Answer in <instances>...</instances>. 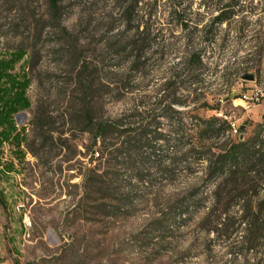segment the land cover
<instances>
[{
    "label": "rangeland",
    "instance_id": "374dc122",
    "mask_svg": "<svg viewBox=\"0 0 264 264\" xmlns=\"http://www.w3.org/2000/svg\"><path fill=\"white\" fill-rule=\"evenodd\" d=\"M232 5L230 20L213 26ZM17 51L31 107L14 118L21 149L7 144L0 155V264H264V246L247 253L244 225L230 222L247 211L227 207L252 203L256 213L263 187L235 199L228 175L214 179L199 156L167 160L189 150L196 118L229 125L216 155L264 123V0H0V54ZM196 52L202 65L190 59ZM169 83L161 109L178 100L180 115L151 118L165 163L137 176L112 169L86 110L95 124L131 113L146 124ZM229 123L244 131L231 137Z\"/></svg>",
    "mask_w": 264,
    "mask_h": 264
},
{
    "label": "trees",
    "instance_id": "16d2710c",
    "mask_svg": "<svg viewBox=\"0 0 264 264\" xmlns=\"http://www.w3.org/2000/svg\"><path fill=\"white\" fill-rule=\"evenodd\" d=\"M231 7L233 5L228 6L225 12H221L220 15L215 17L212 25L220 26L229 21L231 16L234 15L233 11L230 10ZM170 15L179 18L182 29H188L189 22L183 20L184 17L180 13L175 11L170 13ZM143 50L144 48H141V51ZM24 55L23 52L18 51L8 56H1L0 54V155L3 154L2 149L5 145L13 146L19 151L24 141L22 131L18 130L14 120L16 115L29 110L31 107L30 100L27 97L30 81L24 74L14 73L15 66L23 60ZM201 57L202 55L197 52L190 55L192 63H198L199 65H202ZM186 75L185 71H182L173 79L176 81V79L187 77ZM191 85L195 86V83H191ZM173 87L174 84L172 83L166 84L159 91V94L164 93L165 96L169 89ZM176 94L177 92L174 93V95ZM166 98L165 96L163 99H159V103L156 102L150 110H147L148 121L146 124L139 122L143 114L133 113L126 117L125 120L95 124L91 112L88 109L86 110V119L89 125L94 127V144L101 146L106 162L112 165V169L122 168L127 174H136V172L147 174L165 163L161 157V147L158 145V141L162 136L158 134L157 126L151 118L152 114L158 110L167 113L169 116L180 115L179 112L174 110L176 106L180 105L178 100L170 101L169 107L161 109ZM212 110L219 111L217 108H212ZM192 127L195 130L196 137H191L189 140V150L179 160L167 158V160L171 161L169 167L175 166L179 161H183L187 157L194 158V156H199L194 159V163L200 164L206 161L210 176L214 179H220V176L228 175L226 185L228 187L230 185V187L235 188L234 191L238 192L233 198L238 199L246 191H256L261 186L264 190V123L255 127L254 136L249 140L240 143L225 141L221 148V155L213 153L214 149L220 152V146H215L217 143L214 142L220 141L221 134L229 128L226 122H223L220 126V119L218 118H213L209 121L196 118L192 122ZM185 131H187V128L180 122L176 126L175 132L179 139L176 140L178 143L185 139L184 137L181 138ZM113 140L122 141V143L118 146ZM209 141L212 144L207 149L208 152H200L206 149L205 142ZM184 146L182 144L178 150L181 151ZM180 151L179 153H181ZM170 154L173 153L171 152ZM96 156L99 158L101 155L96 153ZM12 167V165H7L6 169L9 170ZM119 175H114L116 181L120 179ZM134 176H137V174ZM141 181L144 182L142 179ZM227 205L228 208L236 206L247 211V215L241 212L242 216L240 218L230 220L238 228L244 225L248 237H242V240L248 247L247 253L255 252L256 249L264 246V200L258 202L256 213H252V203L251 205L248 203L247 208L242 206L241 202H227ZM165 224L160 226V230H166ZM233 231L228 233V235H235L239 229Z\"/></svg>",
    "mask_w": 264,
    "mask_h": 264
},
{
    "label": "built area",
    "instance_id": "2783aa9c",
    "mask_svg": "<svg viewBox=\"0 0 264 264\" xmlns=\"http://www.w3.org/2000/svg\"><path fill=\"white\" fill-rule=\"evenodd\" d=\"M255 100H256V102H258L259 101V98H257V96H256V98H255ZM219 117L221 118V119H224L225 121H228V118L227 117H225L222 113L219 115ZM230 124V136L231 137H237V136H239V133L241 132V128H240V126H236V124H232V123H229ZM7 145H5L4 147H3V152H5L6 153V151H7V149H9V148H7L6 147ZM4 153V154H5ZM2 155L1 156V159L3 160V157H5V155ZM3 161H5V160H3ZM27 220H25V222H26Z\"/></svg>",
    "mask_w": 264,
    "mask_h": 264
},
{
    "label": "water",
    "instance_id": "95a60500",
    "mask_svg": "<svg viewBox=\"0 0 264 264\" xmlns=\"http://www.w3.org/2000/svg\"><path fill=\"white\" fill-rule=\"evenodd\" d=\"M246 80H248V81H253L254 80V77L253 76H247L246 78H245ZM244 126L241 128V131H244Z\"/></svg>",
    "mask_w": 264,
    "mask_h": 264
}]
</instances>
